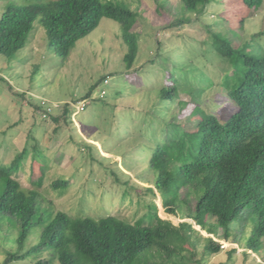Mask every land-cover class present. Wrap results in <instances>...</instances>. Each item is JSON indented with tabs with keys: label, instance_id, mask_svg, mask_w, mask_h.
Instances as JSON below:
<instances>
[{
	"label": "rangeland",
	"instance_id": "obj_1",
	"mask_svg": "<svg viewBox=\"0 0 264 264\" xmlns=\"http://www.w3.org/2000/svg\"><path fill=\"white\" fill-rule=\"evenodd\" d=\"M101 2L136 14L130 24L138 44L133 69H125L128 47L117 21L101 18L64 60L49 49L45 30L34 23L21 51L13 58L0 56V164L9 165L24 147L36 146L42 155L36 159L37 176H31L28 158L15 178L24 190L38 192L40 207L53 215L115 216L134 223L154 202L160 219L174 226L191 224L195 233L183 245L184 251L177 244L174 255L168 257L151 247L132 264H264V243L256 253L246 247L257 221L254 213L249 214L244 230L239 219L231 224L234 231L228 241L222 233L208 235L188 219L198 198L196 190L182 188L165 209L148 165L149 148L162 139L166 124L195 130L190 116L194 109L208 114L226 110L215 99L220 75L228 73L230 66L212 49L211 33L225 35L234 48L260 34L264 48V0L250 9L241 0H212L200 15L186 11L180 0ZM3 6L0 2V14ZM179 20L187 23L174 27ZM182 63L195 70L196 79L179 81L177 96L163 102L160 88L173 85L171 72ZM204 63L207 67H202ZM66 106L69 119L64 115ZM58 180L68 184L55 189L52 185ZM42 230H32L20 246L18 219L0 215V264L8 254L18 257L37 245ZM206 238L218 242V253L206 252ZM35 257L45 260L48 253H31L10 264H34Z\"/></svg>",
	"mask_w": 264,
	"mask_h": 264
},
{
	"label": "trees",
	"instance_id": "obj_2",
	"mask_svg": "<svg viewBox=\"0 0 264 264\" xmlns=\"http://www.w3.org/2000/svg\"><path fill=\"white\" fill-rule=\"evenodd\" d=\"M180 1L186 11L200 15L212 0ZM0 2L4 5L0 14V56L13 58L21 51L33 24L37 23L46 32L49 49L64 60L75 43L94 31L105 17L120 24L128 47L123 59L125 69L131 71L134 67L138 44L130 33V24L136 14L130 9L103 4L101 0ZM241 2L250 9L260 7L262 0ZM185 23L187 20H179L173 26ZM211 37L212 49L230 66L228 73L220 75L215 99L226 110L208 114L200 108L194 109L190 116L195 130L166 124L162 139L152 142L149 148L148 165L154 174V189L162 195L165 209L169 210V203L176 200L182 188L196 190L198 198L188 219L208 235L222 233L228 241L234 231L231 224L239 219L244 230L249 214L254 213L257 221L246 239V247L256 253L264 243V48L260 47V34L237 48L221 33L212 32ZM202 67L207 65L204 63ZM196 75L193 68L187 69L184 64L174 67L170 76L173 85L160 88L162 101L169 102L177 96L179 81L194 80ZM67 107L64 115L69 119L71 113ZM38 156L42 157L36 146L24 147L9 165L0 164V215L18 219L21 226L18 244L22 246L32 230L43 227L42 240L37 245L18 257L8 254L4 264L38 252L48 253V258H32L34 264H132L139 253L151 247L172 257L177 244L184 251L183 245L191 241L195 233L191 224L183 222L174 226L160 219L154 202L148 205V213L134 223L115 216L93 219L62 212L53 215L42 209L39 193L24 190L15 178L25 169L28 158L32 171H36ZM31 176L37 175L34 172ZM67 184L58 180L52 186L60 189ZM149 191L154 194L153 190ZM208 219L212 222L207 223ZM205 241L208 254L220 251L218 242L211 238Z\"/></svg>",
	"mask_w": 264,
	"mask_h": 264
},
{
	"label": "built area",
	"instance_id": "obj_3",
	"mask_svg": "<svg viewBox=\"0 0 264 264\" xmlns=\"http://www.w3.org/2000/svg\"><path fill=\"white\" fill-rule=\"evenodd\" d=\"M83 109H84V108H82V110H83ZM82 110H81V111H82ZM221 248H222V247H221Z\"/></svg>",
	"mask_w": 264,
	"mask_h": 264
}]
</instances>
